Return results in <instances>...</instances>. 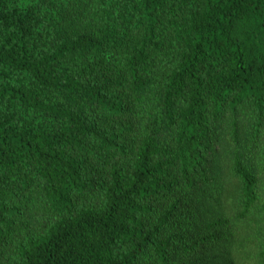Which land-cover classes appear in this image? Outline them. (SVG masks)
Returning <instances> with one entry per match:
<instances>
[{
	"label": "trees",
	"instance_id": "obj_1",
	"mask_svg": "<svg viewBox=\"0 0 264 264\" xmlns=\"http://www.w3.org/2000/svg\"><path fill=\"white\" fill-rule=\"evenodd\" d=\"M0 264H264V0H0Z\"/></svg>",
	"mask_w": 264,
	"mask_h": 264
}]
</instances>
